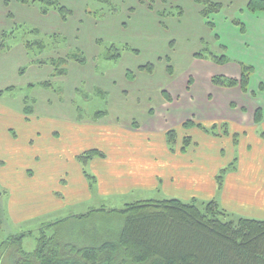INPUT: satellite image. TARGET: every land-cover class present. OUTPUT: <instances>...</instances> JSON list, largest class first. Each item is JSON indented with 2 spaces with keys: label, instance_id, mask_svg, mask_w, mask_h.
Masks as SVG:
<instances>
[{
  "label": "rangeland",
  "instance_id": "374dc122",
  "mask_svg": "<svg viewBox=\"0 0 264 264\" xmlns=\"http://www.w3.org/2000/svg\"><path fill=\"white\" fill-rule=\"evenodd\" d=\"M215 1L221 4L220 10L203 17L202 5L196 0H110L109 3L59 0L73 10L64 21L54 10L41 15L37 12V3L8 0L5 6L4 0H0V34L4 31L0 40L3 38L6 50L0 56V90L3 92L0 124L11 127L23 144L30 138L25 137L27 125L38 124L40 130L35 137L39 148L43 149L52 140L56 150H64L63 161L57 156L51 159L50 165L67 171L69 182L79 174L80 167L91 176L86 177L88 197L81 193L79 200L69 193L54 190V196L62 202L43 206L28 203L23 213L17 211V217L10 214V189L5 191L0 184V206L4 211L0 226V264H12L14 247L6 251L2 248V242L11 235L24 234L22 248L26 252L35 249L42 230L47 236L58 233L61 240L86 244L85 240L94 237L101 240L104 231L115 229L117 217L112 219L111 215L102 213L73 219L71 215L92 208L119 209L139 200L166 198L158 192L162 191L161 183L155 190L135 187L123 192L98 191L96 177L99 173L92 171L93 165L103 171L119 162L113 160L104 164L97 160L91 164L90 160L84 163L78 159V152L81 154L96 143L111 156L107 136L105 140L90 137L93 142L85 147L68 136L66 125L78 115L92 123L96 112H104L105 115L98 118L102 124L117 120L122 128L133 122L144 128L151 124L156 127L155 133L173 128L175 140L168 143L173 147L190 129L182 127L185 120L200 122L218 133L226 128L211 129L214 122L219 125L240 118L251 120L256 108L264 109V11H249L248 0ZM6 11L13 17H5ZM33 28L37 30L34 32ZM27 40L39 42L42 48L33 44L27 50L23 44ZM75 54L84 61L68 59L61 66L66 74H56L50 60ZM211 55L223 60H211ZM148 64L152 65V71L138 69ZM244 67H250L246 91L239 86L226 87L211 82L213 77L239 79ZM126 72L134 76L126 77ZM45 82L50 87L45 86ZM162 91L171 95L170 101L163 97ZM23 100L33 108L34 117L29 118L32 121L19 116ZM50 126L59 131L53 139L47 135ZM130 140L131 135L125 133L122 143ZM154 140H158V135L152 137V142ZM39 154L41 161L44 154ZM47 158L45 156L44 161ZM124 163L127 162H120V168L127 170ZM0 167L11 169L7 161ZM57 173H51L54 174L50 175L51 181ZM196 202L206 201L197 199ZM228 218L239 217L230 215L223 220ZM58 220L61 222H56Z\"/></svg>",
  "mask_w": 264,
  "mask_h": 264
},
{
  "label": "crops",
  "instance_id": "0c3cea01",
  "mask_svg": "<svg viewBox=\"0 0 264 264\" xmlns=\"http://www.w3.org/2000/svg\"><path fill=\"white\" fill-rule=\"evenodd\" d=\"M3 4L7 6L8 0H4ZM37 12H39L38 7ZM50 12L54 11L48 13ZM4 16L13 17L9 11L4 12ZM3 35L4 31H1L0 36ZM5 51V47H2L0 56ZM25 104L23 100V106L18 109L19 116L32 121L29 118H33V114L29 116L24 113ZM12 109L17 111L16 107ZM261 109L262 119L259 122L254 121V113L251 120L240 118L219 125L214 122L212 125L226 128L218 133L211 130L204 131L192 125L188 133H184V136L190 137V142L184 150L183 136L179 143L172 147L166 139V131L171 128H163L161 132L155 133L156 127H152L151 124L144 128L133 122L127 128H122L119 120L108 125L102 124L100 119H93L92 123H87L78 115L77 119L66 125V131L76 144L84 147L91 146L93 141L90 137L96 136L105 140L107 136L106 139L111 145V156H108L98 143L90 148L103 153L102 156L90 159L91 164L97 160L104 164L113 160L119 162L111 164L103 171L93 165L92 171L99 173L96 178L100 192H123L135 187L155 190L161 183L162 191L158 190V192L165 194L166 198L171 196L170 198L186 199V201L216 200L220 208L229 216L264 219V109ZM21 122L27 125L22 120ZM194 123L200 122L194 121ZM30 126L27 125L25 136L30 138L23 144L11 127L0 124V166L7 161L11 168L6 170V167H0V184L5 191L10 189L12 193L9 204L12 216H16L18 212L23 213L28 203L39 206L60 203V198L53 194L54 190L69 193L78 199L82 194L88 197L89 185L85 175L87 171L80 167L79 174L77 173L69 182L67 171L50 165L51 159L57 156L61 158L59 161H63L61 155H64V150H56L51 144L52 140H48L50 144L40 149L35 137L40 127L38 124ZM47 129V135L52 139L55 134H59L53 126ZM125 133L131 135V140L122 143V140H125ZM155 135H158V140L152 142V137ZM87 150L89 147L85 149ZM39 152L44 154L41 161L38 160ZM77 154L80 155L79 152ZM45 156L49 157L47 161H44ZM120 162H127L124 163L127 165V170L120 168ZM230 165L234 167L226 172L222 186L218 188L216 175L221 168ZM54 171L58 172L57 177L51 181L50 175H54L51 174Z\"/></svg>",
  "mask_w": 264,
  "mask_h": 264
},
{
  "label": "trees",
  "instance_id": "16d2710c",
  "mask_svg": "<svg viewBox=\"0 0 264 264\" xmlns=\"http://www.w3.org/2000/svg\"><path fill=\"white\" fill-rule=\"evenodd\" d=\"M16 1L21 4L37 3L39 12L44 15L54 10L64 21L73 13L72 9L62 5L59 0ZM196 1L202 5L200 14L203 17H208L221 8V4L215 0ZM104 2L109 3L110 0ZM247 9L251 12L264 11V0H248ZM241 29L243 30V26ZM32 30L35 32L37 29ZM24 44L27 50L33 44H38L42 48L37 41L27 40ZM2 47H5L3 38L0 40V49ZM68 59L80 63L84 61V58L77 54L51 59L50 63L56 67V74H66L61 66ZM210 59L221 62L223 57L211 55ZM138 69L152 71L153 67L148 64ZM249 69L250 67H244L239 79L213 77L211 82L219 86H239L246 91ZM127 76L132 78L134 75L126 72ZM43 84L50 87L48 82ZM162 95L171 100L170 94L166 91H162ZM25 103L24 113L30 115L33 108L28 101ZM104 114L96 112L93 119L97 120ZM261 119L262 109L258 107L254 112V121L259 122ZM192 125L209 131L207 127L201 123L195 124L193 120H185L182 123L183 128ZM214 127L215 124L210 128ZM175 134L173 128L166 131L168 143L175 140ZM189 142L190 137L185 136L183 150ZM102 155L100 150L89 149L78 158L86 163ZM233 167L230 165L219 170L216 175L218 188L222 186L226 172ZM85 175L91 177L86 172ZM102 213L111 215L112 219L117 217L118 225L115 229L106 230L107 233L104 231L101 240L94 237L85 240L88 244L71 243L61 240L58 233L47 236L42 230L32 252H26L22 248L24 234L9 236L2 242V248L6 251L8 247H14L12 264H264V219L239 217L236 220L230 218L223 220V217H228L229 214L220 208L216 200L197 204L195 199L190 201L177 198L146 199L127 203L119 209L92 208L71 217L83 219ZM3 219L4 211L0 206V226Z\"/></svg>",
  "mask_w": 264,
  "mask_h": 264
},
{
  "label": "water",
  "instance_id": "95a60500",
  "mask_svg": "<svg viewBox=\"0 0 264 264\" xmlns=\"http://www.w3.org/2000/svg\"><path fill=\"white\" fill-rule=\"evenodd\" d=\"M0 196H1V191H0Z\"/></svg>",
  "mask_w": 264,
  "mask_h": 264
}]
</instances>
